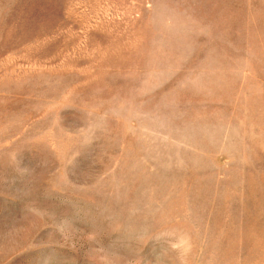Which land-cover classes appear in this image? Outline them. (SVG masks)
I'll return each instance as SVG.
<instances>
[{
  "label": "rangeland",
  "instance_id": "374dc122",
  "mask_svg": "<svg viewBox=\"0 0 264 264\" xmlns=\"http://www.w3.org/2000/svg\"><path fill=\"white\" fill-rule=\"evenodd\" d=\"M0 264H264V0H0Z\"/></svg>",
  "mask_w": 264,
  "mask_h": 264
}]
</instances>
